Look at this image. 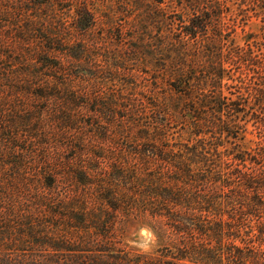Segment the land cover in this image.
<instances>
[{
  "label": "trees",
  "instance_id": "1",
  "mask_svg": "<svg viewBox=\"0 0 264 264\" xmlns=\"http://www.w3.org/2000/svg\"><path fill=\"white\" fill-rule=\"evenodd\" d=\"M263 5L103 0L94 34L65 20L94 25L101 0H0V264L81 243L51 225L131 223L157 248L112 264H264Z\"/></svg>",
  "mask_w": 264,
  "mask_h": 264
},
{
  "label": "rangeland",
  "instance_id": "2",
  "mask_svg": "<svg viewBox=\"0 0 264 264\" xmlns=\"http://www.w3.org/2000/svg\"><path fill=\"white\" fill-rule=\"evenodd\" d=\"M238 0H234V2H237ZM103 0H101V11L99 10L98 13H96L95 19L92 26H89L84 29H79L77 26V23H75L74 18L70 17L65 20L66 25L65 27L69 30L75 31V32H87V33H94L99 34L101 33V30L104 29V18L101 16L103 12ZM73 11V10H72ZM118 16V14L116 15ZM124 22V21H122ZM108 30V27L106 26V30ZM247 31H254L257 33H264V5H263V15H252L251 20L248 23V26L246 27ZM239 32L242 33V29H238ZM239 43H243V35H240L238 39ZM264 43V39H263ZM264 46V44H263ZM99 63L101 64V58H99ZM113 88L115 89L117 85L111 84ZM231 91H236L234 88L230 89ZM100 97L99 100H101V94H98ZM91 103L90 100L87 101V103ZM179 126L175 125L173 128V131H179ZM254 126L250 125L249 130H253ZM249 138H253L254 136L252 134H248ZM57 161H67V162H74V163H80L84 166H90L93 167L96 164L99 165L98 170H92L89 171L90 175L98 177L101 176V159H55ZM69 184V185H68ZM72 183H69L65 180H61L59 182V185L62 189L61 191H65L69 188L71 189ZM69 186V187H68ZM101 193L100 191L94 192L93 195H91L90 202L87 203V209L86 211H90L91 213L99 208L96 203L95 197H98V194ZM97 199V198H96ZM45 209V208H44ZM43 209V210H44ZM41 212L40 214H42ZM47 214V212L45 211ZM76 215L82 214L80 211H75ZM89 213V212H88ZM49 226V225H48ZM142 228V227H141ZM138 224L131 223L130 225L126 226H120L119 224H116L113 228H111L108 232V235H103L101 233V227L100 229L95 228L94 226H89L84 229L75 228V227H66V226H49L46 231L50 232H63L62 229H64L66 232L69 230L70 232L74 233L76 236H79L78 238L82 237L81 243H74L70 242V244L65 245L67 247L65 248H58L54 249L51 247H36V245L29 244L24 246V250H18L15 247H12L11 249H7L3 252L4 255H6L11 262L21 261V260H29V264L35 263V264H52V261H55L54 264H64L65 259L66 262L69 264H106V263H114L117 260V256L119 257L127 255L129 257H134L135 255L139 253L143 254H150L157 248V241L155 245H153L149 251H144L141 248H139L135 241L137 238V233L141 229ZM91 237L92 242H89L88 237ZM60 246L62 245L61 242ZM2 252V250H0ZM37 260L36 262L33 260Z\"/></svg>",
  "mask_w": 264,
  "mask_h": 264
},
{
  "label": "clouds",
  "instance_id": "3",
  "mask_svg": "<svg viewBox=\"0 0 264 264\" xmlns=\"http://www.w3.org/2000/svg\"><path fill=\"white\" fill-rule=\"evenodd\" d=\"M156 236L152 229L142 227L137 233L136 245L144 251H149L150 248L156 243Z\"/></svg>",
  "mask_w": 264,
  "mask_h": 264
}]
</instances>
